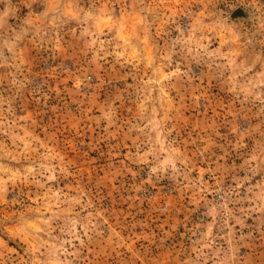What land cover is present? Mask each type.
I'll return each instance as SVG.
<instances>
[{
    "label": "rangeland",
    "instance_id": "1",
    "mask_svg": "<svg viewBox=\"0 0 264 264\" xmlns=\"http://www.w3.org/2000/svg\"><path fill=\"white\" fill-rule=\"evenodd\" d=\"M0 264H264V0H0Z\"/></svg>",
    "mask_w": 264,
    "mask_h": 264
}]
</instances>
